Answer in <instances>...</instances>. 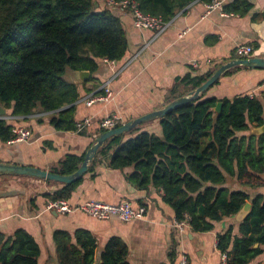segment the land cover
I'll list each match as a JSON object with an SVG mask.
<instances>
[{"label":"trees","instance_id":"obj_1","mask_svg":"<svg viewBox=\"0 0 264 264\" xmlns=\"http://www.w3.org/2000/svg\"><path fill=\"white\" fill-rule=\"evenodd\" d=\"M105 1L0 0V105L10 116L50 113L49 124L56 131L85 134L86 127L78 130L75 102L88 90L67 79L66 73L87 70L93 80L101 61L122 60L128 46L116 9ZM129 1L144 14L168 22L195 0ZM251 6L248 0H233L223 10L243 14ZM216 69L178 77L168 89L165 104L194 91ZM207 90L157 118L159 135L136 126L106 139L87 171L100 163L112 169L131 168L127 182L137 190L155 187L174 219L185 221L195 232L212 230L216 222L236 215L250 201L237 231L229 225L216 235L225 264H250L264 251V193L252 195L244 187L264 184V133L238 132L264 123V89L261 97L242 93L230 99L206 96ZM218 102L222 106L216 112ZM103 118L97 121L96 135L107 130L100 125ZM13 120L17 118L0 117V143L15 137ZM84 155L69 153L50 171L70 174ZM81 179L45 193L47 202L69 200ZM232 180L241 188L226 186ZM52 237L57 264H93L96 242L87 230L77 229L71 235L56 229ZM127 254L126 243L112 237L101 252L100 264H128ZM39 256L40 247L26 230L0 232V264H38Z\"/></svg>","mask_w":264,"mask_h":264},{"label":"crops","instance_id":"obj_2","mask_svg":"<svg viewBox=\"0 0 264 264\" xmlns=\"http://www.w3.org/2000/svg\"><path fill=\"white\" fill-rule=\"evenodd\" d=\"M231 1L225 0L224 4ZM248 1L252 4L250 10L240 14L220 9L205 13L207 2L195 0L179 11L159 34L135 28L128 12L116 10L128 43L124 58L113 63L101 61L92 75L93 80L89 74L84 81L76 82L72 70L66 73L67 79L88 90L75 102L77 122L91 119L85 134L56 131L49 124L50 113L36 112L23 118L10 116L4 109V118H17L11 122L29 129L30 137L28 141L0 143V162L50 171L65 155H81L87 151L98 136L100 118L115 114L122 124L163 107L168 89L178 77L186 73L203 74L240 58L235 51L238 44H250L253 56L264 57V0ZM263 82L264 69L239 66L221 76L206 96L230 99L249 93L261 97ZM104 84L110 89L111 98L86 104L85 98L98 93ZM138 128L160 134L158 119L141 123ZM255 128L238 135L254 133ZM130 170L112 169L100 163L94 171L82 176L68 200L71 205H77L89 199L106 203L127 199L134 207L145 208L142 218L130 222L97 219L79 210L48 211L44 194L59 189L62 183L31 176H0V232L10 235L19 228L29 232L40 247L38 264H57L52 237L56 229L67 230L71 235L77 229L87 230L96 242L93 264H100L102 250L115 236L128 247V264H178L181 251L185 252L188 264H221L216 235L229 225L237 231L235 215L216 222L210 231L195 232L186 225L183 233L177 235L172 228V210L162 201V193L152 186L147 190L131 186L126 180ZM261 180L264 182V175ZM229 185L241 188L233 180L226 184ZM244 188L252 195L264 193V184ZM250 264H264V251Z\"/></svg>","mask_w":264,"mask_h":264},{"label":"built area","instance_id":"obj_3","mask_svg":"<svg viewBox=\"0 0 264 264\" xmlns=\"http://www.w3.org/2000/svg\"><path fill=\"white\" fill-rule=\"evenodd\" d=\"M225 0H211L205 3V13H209L214 9L223 11ZM106 4L113 7V9L122 12H128L131 15L133 26L137 29H150L155 31V34L162 32L170 23L162 21L160 18L144 14L141 12L133 2L129 0H122L113 2L106 0ZM237 56L240 58L253 56L254 49L250 44H238L235 49ZM107 61V60H105ZM114 62V61H109ZM264 85V82H263ZM103 93H95L85 98V103L90 105L94 101H108L111 98L110 89L104 84L99 88ZM91 119L85 118L83 121L77 122L78 130L90 125ZM119 123L118 117L115 114L106 115L101 121V127L105 129L114 128ZM15 137L9 142L28 141L30 137V130L24 127H17L14 129ZM45 209L48 211H56L60 213H68L76 210L84 212L86 215L97 219H111L116 218L122 222H130L134 219H140L144 215L145 208L141 206L134 207L127 199L121 200L118 203H106L100 200L89 199L77 205H71L68 200L55 199L49 200ZM187 223L185 221H177L173 219L172 228L175 234H181L184 231ZM226 255L221 254V264H225ZM178 264H188V258L184 251L178 254Z\"/></svg>","mask_w":264,"mask_h":264},{"label":"water","instance_id":"obj_4","mask_svg":"<svg viewBox=\"0 0 264 264\" xmlns=\"http://www.w3.org/2000/svg\"><path fill=\"white\" fill-rule=\"evenodd\" d=\"M235 66L264 69V57L250 56L244 58L231 59L218 66V68L212 73V75L205 82H203L199 87H197L194 91L188 93L187 95L174 99L159 109L150 111L135 119L122 123L118 127L110 128L104 131L95 138L93 144L87 149L80 166L70 174H59L49 170L40 169L35 166H25L20 164H10L3 162H0V174L31 176L38 179H46L60 183H71L77 181L87 171V167L89 163L95 156L99 147L105 142L106 139H108L111 136L128 132L134 127L146 121L160 118L167 112L181 106L184 103L190 102L192 99L196 98L200 93L206 91L210 86H212L227 70ZM72 71L74 72V81L76 82L84 81V79L90 74V72L87 70H80V71L72 70ZM221 106H222V102H218L214 110L216 112H219ZM5 115H6L5 110L2 107V105H0V117H5ZM261 133H264V123L261 126L256 127L254 130V134H261ZM250 207H251V203L250 201H247L236 213L235 215L236 221L238 222L242 221L245 218V216L248 214Z\"/></svg>","mask_w":264,"mask_h":264}]
</instances>
